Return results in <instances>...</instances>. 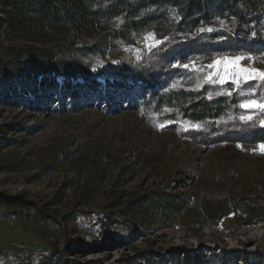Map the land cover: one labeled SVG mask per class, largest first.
Returning a JSON list of instances; mask_svg holds the SVG:
<instances>
[{
  "label": "rangeland",
  "instance_id": "1",
  "mask_svg": "<svg viewBox=\"0 0 264 264\" xmlns=\"http://www.w3.org/2000/svg\"><path fill=\"white\" fill-rule=\"evenodd\" d=\"M15 5L16 0H0V75L12 78L15 87L25 84L16 65L32 55L77 61L83 66L108 65L138 59L166 38L148 33L130 45H121L110 36L104 44L96 33L88 38L59 36L50 44L27 38L9 40L2 22ZM91 47L101 49L100 59L89 54ZM182 64L191 67V60L184 59ZM205 66L207 79L237 85L260 78L252 70L264 72V57L218 56ZM248 75L254 78L246 80ZM60 80L58 77V83ZM98 82L103 84L102 79ZM16 89L9 100L0 98V193L35 201L56 216L62 232L50 237L30 217L19 219L0 207L4 259L32 253L36 261L68 242L79 250L70 248L67 257L82 264L93 260L112 263L124 253L145 249L191 247L193 240L210 247L237 242L247 250L264 249L261 145L199 148L182 140L170 124L153 126L137 110L107 109L106 104L113 106L126 97L105 96V104L100 105L98 100L89 102L93 91L84 90L83 102L76 106L66 97L62 103L50 97L45 105L34 106L19 100ZM254 101L264 103V98ZM245 110L264 112L260 108ZM58 149H73L75 155L51 171ZM158 187L189 198L190 208L183 219L167 232L158 230L134 238L129 247L113 243L98 250L89 248L97 239L103 212L120 209L123 203Z\"/></svg>",
  "mask_w": 264,
  "mask_h": 264
},
{
  "label": "trees",
  "instance_id": "2",
  "mask_svg": "<svg viewBox=\"0 0 264 264\" xmlns=\"http://www.w3.org/2000/svg\"><path fill=\"white\" fill-rule=\"evenodd\" d=\"M2 24L9 40L27 38L33 43L50 44L69 34L88 38L96 33L104 44L110 36L121 45H130L148 33L166 36L151 52L115 64L83 66L61 58H24L15 67L24 85L15 87L12 78L0 75V98L5 101L18 88L17 98L27 104L45 105L50 97L62 103L66 97L76 106L83 102L81 92L91 90L94 96L89 102L98 100L101 105L105 96L126 97L113 106L106 104L107 109H134L153 126L170 124L195 147L264 145V112L241 107L243 102L264 98V79L218 83L207 79L205 66L218 56L264 57V0H16L14 11ZM89 54L98 59L103 55L93 47ZM184 59L191 60V67H183ZM246 114L251 119L242 120ZM74 155L73 149H58L49 170H57ZM123 204L103 212L97 239L89 248L98 250L113 243L129 247L136 237L167 232L190 208L189 198L159 187ZM0 207L19 219L30 217L50 237L62 232L56 216L33 200L0 193ZM188 230L193 232L191 227ZM72 247L79 250L68 242L36 261L32 253L4 259L0 248V264H82L67 257ZM86 264H264V249L247 250L237 242L210 247L193 240L191 247L145 249L124 253L112 263L93 260Z\"/></svg>",
  "mask_w": 264,
  "mask_h": 264
},
{
  "label": "snow or ice",
  "instance_id": "3",
  "mask_svg": "<svg viewBox=\"0 0 264 264\" xmlns=\"http://www.w3.org/2000/svg\"><path fill=\"white\" fill-rule=\"evenodd\" d=\"M208 31H211V29H208ZM161 43H164V42H157V46H159V44H161ZM237 59L239 60V59H243V58H237ZM174 66H179V65H174ZM183 67L187 69L189 67V65H183ZM245 71H247V70H245ZM252 73H254L255 76H259L261 79H264V72H258L257 70L253 69ZM251 78H254V77L252 75L245 76L246 80L251 79ZM236 83H238V81H236ZM241 107L245 108V109H250V108L264 109V103H258V102L253 100V101H248V102L242 104ZM241 119L242 120L251 119V117H241ZM261 126H264V122L261 123ZM194 127L198 128L199 126L197 125ZM260 148L262 151H264V145H261Z\"/></svg>",
  "mask_w": 264,
  "mask_h": 264
}]
</instances>
